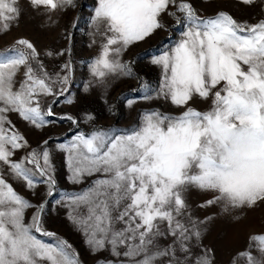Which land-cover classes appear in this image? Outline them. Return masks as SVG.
I'll return each instance as SVG.
<instances>
[{"label": "rangeland", "instance_id": "rangeland-1", "mask_svg": "<svg viewBox=\"0 0 264 264\" xmlns=\"http://www.w3.org/2000/svg\"><path fill=\"white\" fill-rule=\"evenodd\" d=\"M0 264H264V0H0Z\"/></svg>", "mask_w": 264, "mask_h": 264}, {"label": "water", "instance_id": "water-1", "mask_svg": "<svg viewBox=\"0 0 264 264\" xmlns=\"http://www.w3.org/2000/svg\"><path fill=\"white\" fill-rule=\"evenodd\" d=\"M41 214H42V209H41L40 214H39V219H40V217H41Z\"/></svg>", "mask_w": 264, "mask_h": 264}]
</instances>
